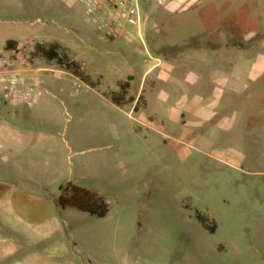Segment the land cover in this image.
<instances>
[{
  "label": "rangeland",
  "instance_id": "obj_1",
  "mask_svg": "<svg viewBox=\"0 0 264 264\" xmlns=\"http://www.w3.org/2000/svg\"><path fill=\"white\" fill-rule=\"evenodd\" d=\"M3 38L57 44L92 86L37 55L36 104L0 98V264H264V66L236 68L241 94L165 91L139 128L110 92L129 101L113 68L146 60L140 42H110L73 0H0ZM75 189L107 213L71 205Z\"/></svg>",
  "mask_w": 264,
  "mask_h": 264
},
{
  "label": "crops",
  "instance_id": "obj_2",
  "mask_svg": "<svg viewBox=\"0 0 264 264\" xmlns=\"http://www.w3.org/2000/svg\"><path fill=\"white\" fill-rule=\"evenodd\" d=\"M143 10L147 20L157 21L155 29L145 25L141 40L133 29L129 39L110 40L129 46L140 42L143 48L139 54L146 60L139 62L138 53H132L131 61L122 68H113L119 75L123 73L116 85L125 83L126 97L133 102H123L121 107L110 100L119 110L129 108L131 119L139 128L150 126L154 114L148 112V106L165 91L187 93L193 87L201 95L208 87L209 93L218 91V96L241 94L237 81L243 73L236 68L264 66V0H173L166 7L150 3ZM8 42L20 41L0 39V51ZM180 81L186 85L181 86ZM118 93V87L110 92ZM191 109V105L180 102L169 110L167 120L183 121ZM12 135L9 131L2 134L8 142Z\"/></svg>",
  "mask_w": 264,
  "mask_h": 264
},
{
  "label": "built area",
  "instance_id": "obj_3",
  "mask_svg": "<svg viewBox=\"0 0 264 264\" xmlns=\"http://www.w3.org/2000/svg\"><path fill=\"white\" fill-rule=\"evenodd\" d=\"M173 0H73L87 18L97 24V29L109 39H129L135 30L142 39V29L147 23L143 7L155 4L166 7ZM37 38L15 43L0 51V98L5 105L29 109L38 99L34 88L41 85L40 69L33 65L38 45ZM3 149L0 143V154Z\"/></svg>",
  "mask_w": 264,
  "mask_h": 264
},
{
  "label": "trees",
  "instance_id": "obj_4",
  "mask_svg": "<svg viewBox=\"0 0 264 264\" xmlns=\"http://www.w3.org/2000/svg\"><path fill=\"white\" fill-rule=\"evenodd\" d=\"M15 43L14 42H8L5 50L9 49L11 46H13ZM58 49L59 46L57 44H49V45H44L40 44L36 48V52L34 55H41L44 60H47L49 62H56L60 66H63L65 69L70 70L71 72H74L75 74L79 75L82 77L83 81L87 85H91L92 83L88 77H84L81 73H79V65L74 62V61H68L66 56H60L58 55ZM126 85V84H125ZM122 98V97H120ZM130 103L133 102V99L131 97L128 98ZM110 100L116 105V106H124L123 102L120 101L118 96L116 97V94H112L110 97ZM139 106V100L136 104L135 110H137ZM62 188H60L61 190ZM79 191L82 197V203H72L71 205L77 206L79 210L89 213L91 215H97L98 217H103L107 213V208L103 202V200L100 197H97L94 194L89 193L88 191H85L83 189H75V191ZM85 203V204H83ZM60 205L64 206L62 203V197H60ZM98 208L100 210H98ZM203 222L205 220H202ZM206 222V221H205ZM204 222V223H205ZM210 231H213V228L210 226H207Z\"/></svg>",
  "mask_w": 264,
  "mask_h": 264
}]
</instances>
